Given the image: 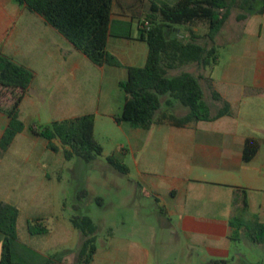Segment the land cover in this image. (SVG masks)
Wrapping results in <instances>:
<instances>
[{
	"label": "crops",
	"instance_id": "crops-1",
	"mask_svg": "<svg viewBox=\"0 0 264 264\" xmlns=\"http://www.w3.org/2000/svg\"><path fill=\"white\" fill-rule=\"evenodd\" d=\"M177 2L115 0L107 42V51L121 63L115 67L94 64L25 5L0 0V54L34 72L19 106L25 129L0 157V203L20 211L19 243L32 252L28 253L29 262L43 264L65 252L57 264H78L80 248L72 242L40 239L50 238L53 231L32 235L28 224L29 236L42 237L35 245L22 239L21 206L41 208L42 201L52 199L57 190L53 152L48 141L33 135L30 127L43 118L52 124L85 115L95 117L96 139L98 127L115 128L124 136L135 169L133 172L132 166H127L128 193L122 201V208L132 216L113 230L103 250L97 246L89 264H242L253 259L240 250L242 244L254 243L250 235L239 241L233 239V233L235 224H254L256 218L264 224V9L257 5L240 14L245 18L238 20L237 31L229 33H242L245 45L241 55L229 51L222 57L216 53L212 67L193 63L169 72L170 76L188 72L200 78L212 120L185 127L163 122L149 130L116 122L125 106L120 83L127 80L128 68L144 67L147 61L149 47L142 39L141 27L152 3ZM182 27H174L171 35L188 41L192 30L196 36H204L195 26ZM5 93V102H0V140L10 123L8 111L14 94H21ZM215 93L219 99L214 98ZM173 102L172 109L163 107L160 114H188ZM226 104L228 111L216 118ZM249 140L257 141L259 148L246 162L244 150ZM54 143L60 153L70 150L58 139ZM32 154L38 158L31 159ZM120 159L127 162V155ZM63 229L74 235L69 227ZM3 240L0 233V260Z\"/></svg>",
	"mask_w": 264,
	"mask_h": 264
},
{
	"label": "trees",
	"instance_id": "trees-1",
	"mask_svg": "<svg viewBox=\"0 0 264 264\" xmlns=\"http://www.w3.org/2000/svg\"><path fill=\"white\" fill-rule=\"evenodd\" d=\"M25 5L28 10L36 13L55 28L74 47L88 57L96 65L120 67L119 60L107 51L110 36L111 15L115 0H16ZM260 5L264 9V0H178L174 5L152 3L146 21L149 29L142 30V39L149 47L147 61L144 67L128 68V78L120 83L125 93V106L116 122H129L133 126L149 130L153 126L168 122L175 127H185L192 122L209 121L213 118L205 101L204 90L200 78L184 72L178 76H170L169 72L188 64H197L207 68L217 62L216 38L230 18L233 8L243 10L254 9ZM245 18L238 16V20ZM199 23L208 26V32L196 36L191 30L190 40L173 37L172 31L176 25L192 28ZM34 79V72L14 60L0 54V99L4 92L15 93L13 106L8 111L10 123L0 140V157L10 148L16 136L25 129L20 119L19 106L24 94L29 90ZM219 99L218 94H214ZM177 101L188 110V114L178 117L174 113L160 114L163 107L172 109ZM2 108L0 107V112ZM228 111L224 109L216 116L221 117ZM94 115L53 122L50 126L40 128L30 127L33 135L48 141V149L58 152L54 143L58 139L70 150H64L67 160L73 157L85 162H92L103 154V147L94 135ZM259 144L249 140L244 150V160L249 162L257 153ZM108 162L123 174H128V168L114 156L107 158ZM86 193L79 195L84 200ZM101 203V199H97ZM20 211L11 204L0 203V233L4 236L2 258L0 264H37L27 260H15V249L20 247L30 250L19 243L18 219ZM73 227L81 234V244L78 253V264L92 262L97 251V226L88 216H73L70 219ZM237 222V221H236ZM233 239L236 240L237 225ZM32 235L45 234L49 231L41 222L28 224ZM250 239L264 245V224L255 219L250 229ZM19 254V252H18ZM65 252L56 253L43 264H57L63 261Z\"/></svg>",
	"mask_w": 264,
	"mask_h": 264
},
{
	"label": "rangeland",
	"instance_id": "rangeland-1",
	"mask_svg": "<svg viewBox=\"0 0 264 264\" xmlns=\"http://www.w3.org/2000/svg\"><path fill=\"white\" fill-rule=\"evenodd\" d=\"M243 13H246V10L238 6L234 7L227 24L217 36L216 50L222 57L229 51H234L238 55L243 52L245 41L242 33L237 32L234 36H229L230 32L238 30L239 21L237 17ZM175 27L183 28L181 25H176ZM195 27L198 28L201 35H205L208 32V26L205 23H200ZM185 28L188 27L186 26ZM6 94L4 92L0 99L1 103L5 102ZM180 107L184 108L181 104ZM35 124L40 128H45L51 125V121L43 118L40 121H36ZM96 140L103 147V154L90 163L78 158L67 160L64 156V151L61 153L52 151L51 159L57 162L58 175L55 177L57 190L53 194L52 199L42 201L43 206L41 208L38 207L39 205L34 207L35 209H33V206L26 208L23 205L21 206L23 214L20 232L25 242L35 245L37 244V239H39L38 237H42L29 236L27 232V224L39 221L49 231H53L50 238H44L43 236L40 239L49 240V243L72 242L78 248L82 237L80 232L73 227L70 219L73 216H88L97 226V246L100 250H103L106 246V239L113 230L117 229L123 221L129 222L132 213H127L122 208V201L128 193L127 174L115 169L107 160L108 157L114 156L121 164H125V167L131 165L132 167L130 168L134 172L133 158L131 153H129L127 141L115 128L112 130L109 128L102 129L101 127H98ZM120 155H127V162L123 163ZM37 158L38 155H31V159ZM43 158L47 159V156L44 155ZM83 193H87V197L84 200H79V195ZM98 198L101 199V203L97 201ZM78 206H80L79 209H77ZM44 207L46 208L44 209ZM243 220H246V218L243 217ZM66 227L74 231L73 236H69L65 232L63 228ZM252 227L253 224L249 223L237 225L238 230L242 229V231L236 234V240L244 241V236H249ZM241 246L240 250L245 252L248 258H253L250 263L244 262L242 264H264V246L252 242ZM27 251L22 247L19 250L15 249V260L27 262L29 258ZM234 264H238V262Z\"/></svg>",
	"mask_w": 264,
	"mask_h": 264
},
{
	"label": "built area",
	"instance_id": "built-area-1",
	"mask_svg": "<svg viewBox=\"0 0 264 264\" xmlns=\"http://www.w3.org/2000/svg\"><path fill=\"white\" fill-rule=\"evenodd\" d=\"M150 27V23L148 21L144 22V24L142 25V29H149Z\"/></svg>",
	"mask_w": 264,
	"mask_h": 264
}]
</instances>
